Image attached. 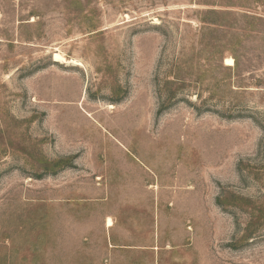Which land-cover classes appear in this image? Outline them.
I'll use <instances>...</instances> for the list:
<instances>
[{
	"label": "rangeland",
	"instance_id": "1",
	"mask_svg": "<svg viewBox=\"0 0 264 264\" xmlns=\"http://www.w3.org/2000/svg\"><path fill=\"white\" fill-rule=\"evenodd\" d=\"M0 264H264V0H0Z\"/></svg>",
	"mask_w": 264,
	"mask_h": 264
},
{
	"label": "bare ground",
	"instance_id": "2",
	"mask_svg": "<svg viewBox=\"0 0 264 264\" xmlns=\"http://www.w3.org/2000/svg\"><path fill=\"white\" fill-rule=\"evenodd\" d=\"M55 61H57V62H63V63L66 62L65 59H64L61 55H59V54H56V55H55ZM234 64H235V62H234L233 58H227V59L225 60V65H226L227 67H232V66H234ZM108 223H109V224H112V221L109 220ZM108 226H109V225H108Z\"/></svg>",
	"mask_w": 264,
	"mask_h": 264
},
{
	"label": "crops",
	"instance_id": "3",
	"mask_svg": "<svg viewBox=\"0 0 264 264\" xmlns=\"http://www.w3.org/2000/svg\"><path fill=\"white\" fill-rule=\"evenodd\" d=\"M111 220L112 221V224H109L108 221ZM109 225V226H108ZM114 226V223H113V220L111 218H107V227L108 229H110L111 227Z\"/></svg>",
	"mask_w": 264,
	"mask_h": 264
},
{
	"label": "trees",
	"instance_id": "4",
	"mask_svg": "<svg viewBox=\"0 0 264 264\" xmlns=\"http://www.w3.org/2000/svg\"><path fill=\"white\" fill-rule=\"evenodd\" d=\"M211 24H214L215 25V22L213 21V23H211Z\"/></svg>",
	"mask_w": 264,
	"mask_h": 264
}]
</instances>
